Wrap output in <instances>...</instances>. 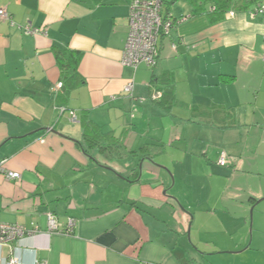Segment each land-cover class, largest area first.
<instances>
[{
	"label": "crops",
	"instance_id": "crops-1",
	"mask_svg": "<svg viewBox=\"0 0 264 264\" xmlns=\"http://www.w3.org/2000/svg\"><path fill=\"white\" fill-rule=\"evenodd\" d=\"M260 1L221 18L163 2L183 20L133 70L131 0H0L13 20L0 18V221L34 229L0 264H264ZM57 48L81 53L73 86ZM49 213L73 232H49Z\"/></svg>",
	"mask_w": 264,
	"mask_h": 264
},
{
	"label": "built area",
	"instance_id": "built-area-1",
	"mask_svg": "<svg viewBox=\"0 0 264 264\" xmlns=\"http://www.w3.org/2000/svg\"><path fill=\"white\" fill-rule=\"evenodd\" d=\"M161 9L162 0H131L128 14V33L120 60L122 66L136 70L140 65H145L150 68H153L156 65L159 54L157 43L160 34L168 35L175 22L183 20L181 18L179 20H173L168 16H162ZM229 14L233 15L234 13L230 12ZM253 14H261L264 17V0L256 5ZM0 18L7 20L13 25L11 15L4 7L0 8ZM22 30L25 34H38L45 32L44 28L32 27L29 23L23 25ZM133 85V80H130L123 88V91L129 94V96H133ZM61 88L62 81H59L56 83L53 90ZM161 95L160 91L151 90L146 97L139 98V100L144 101L149 99L156 101ZM72 118L75 120V114H73ZM218 163L220 165H225L227 163V158L224 153L220 155ZM5 175L8 178H19V173L14 171H8ZM46 218L49 232H73L75 225L73 218H68L64 227H60L59 223L50 213ZM33 231L34 229H27L19 224H9L0 221V246L10 245L13 241L22 237L24 234ZM9 264L20 263L16 256H12L9 259Z\"/></svg>",
	"mask_w": 264,
	"mask_h": 264
},
{
	"label": "trees",
	"instance_id": "trees-1",
	"mask_svg": "<svg viewBox=\"0 0 264 264\" xmlns=\"http://www.w3.org/2000/svg\"><path fill=\"white\" fill-rule=\"evenodd\" d=\"M174 0H162V5L164 3H172ZM201 2V3H210L212 4V9L210 10L211 14L217 15V18H221L225 12L228 11L230 7L236 9V10H245L250 7V5L256 0H193V2ZM203 1V2H202ZM236 1V2H235ZM263 1V0H262ZM200 3V4H201ZM202 10H193V12H201ZM209 12V11H208ZM160 36H164L163 34H160ZM159 36V37H160ZM58 65L61 69L62 73V79L64 82H68L72 85H75L76 82H74V78L77 77V71L76 66L80 60L81 53L77 51H72L67 48H57L55 51ZM63 87V82H62Z\"/></svg>",
	"mask_w": 264,
	"mask_h": 264
},
{
	"label": "rangeland",
	"instance_id": "rangeland-1",
	"mask_svg": "<svg viewBox=\"0 0 264 264\" xmlns=\"http://www.w3.org/2000/svg\"><path fill=\"white\" fill-rule=\"evenodd\" d=\"M250 110V112H251V110H252V108H250L249 109ZM258 115H259V112H258ZM251 125V124H250ZM250 130H253V127H251V126H247ZM251 134H252V131H251V133H250V136H251Z\"/></svg>",
	"mask_w": 264,
	"mask_h": 264
}]
</instances>
